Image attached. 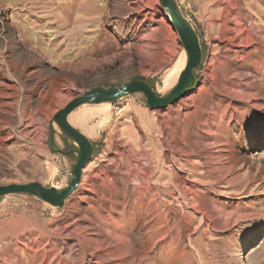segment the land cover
Wrapping results in <instances>:
<instances>
[{
  "label": "rangeland",
  "instance_id": "374dc122",
  "mask_svg": "<svg viewBox=\"0 0 264 264\" xmlns=\"http://www.w3.org/2000/svg\"><path fill=\"white\" fill-rule=\"evenodd\" d=\"M55 2L0 0V186L66 187L59 110L131 81L165 97L182 73L169 78L185 51L159 0H94L75 25ZM176 2L203 49L193 89L160 111L134 94L72 113L94 158L63 209L0 199V264H264V162L242 166L264 154V0Z\"/></svg>",
  "mask_w": 264,
  "mask_h": 264
},
{
  "label": "water",
  "instance_id": "95a60500",
  "mask_svg": "<svg viewBox=\"0 0 264 264\" xmlns=\"http://www.w3.org/2000/svg\"><path fill=\"white\" fill-rule=\"evenodd\" d=\"M171 24L180 36L187 56L185 69L180 74L174 89L165 97L145 81L116 83L109 87H96L69 102L53 117L68 152L74 155L70 183L64 188L45 187L40 183L10 184L0 186V199L7 196H30L41 200L53 208L63 209L66 201L79 189L85 167L93 160L95 150L92 142L81 131L72 126L69 117L78 109L88 105L114 104L124 97L142 94L152 111L165 110L177 104L195 85L194 72L203 60L200 37L190 20L184 15L176 0H159ZM54 131H51L53 137ZM51 139V146H52Z\"/></svg>",
  "mask_w": 264,
  "mask_h": 264
},
{
  "label": "bare ground",
  "instance_id": "6f19581e",
  "mask_svg": "<svg viewBox=\"0 0 264 264\" xmlns=\"http://www.w3.org/2000/svg\"><path fill=\"white\" fill-rule=\"evenodd\" d=\"M45 1L47 4H53L55 2V0H45ZM63 1H64V4L59 5V7H63L65 10V15L61 19V21H64L63 25L70 24L72 20H73V24L75 25L79 21L84 19V17H80L81 14H83L85 12L95 11V9L92 8V4H93L92 2L94 0H91V1L90 0H63ZM74 12L76 15L73 17ZM172 32H173V30H172ZM137 34H138L137 29L133 28L130 32V35H129L128 48L132 52L131 57H136L138 52H139V46L140 45H139V40H137V37H138ZM173 35H174L176 40H181L180 36L177 33H174ZM133 51H134V53H133ZM119 59H120V57L112 59L107 65L104 66V68L115 66L117 64V62L119 61ZM185 65H186V53L184 54V59L174 67L172 73L169 75V78L179 76L181 71L183 72ZM107 105H109V104H107ZM92 115L95 116V113H93ZM87 118H84V115H83V117L79 118V120H81V121L78 120L79 121L78 123H83L85 125L86 131L88 132V134L95 135V133L98 129H97V127H89L88 125H86L88 122ZM250 156L251 157H249L247 159L245 158L243 160L242 166L245 169L244 170L245 172L243 174V178H252L253 177V170H254L255 166L260 167L264 162V154H262V155L259 154L256 156L253 154ZM153 172L151 173V175H153ZM150 177H152V176H150ZM150 177H149V180H150ZM161 177H162V173H160V175H159V181L161 180ZM149 182L151 184V181H149ZM152 189H153V187H152V185H150V187L147 191L148 194H150L152 192ZM248 264H253V263L250 262Z\"/></svg>",
  "mask_w": 264,
  "mask_h": 264
}]
</instances>
